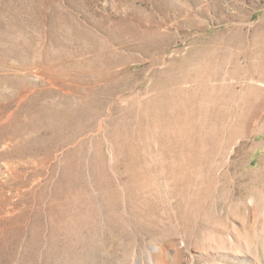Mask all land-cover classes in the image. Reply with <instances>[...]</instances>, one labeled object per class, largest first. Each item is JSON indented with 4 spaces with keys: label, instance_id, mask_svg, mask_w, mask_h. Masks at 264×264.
<instances>
[{
    "label": "rangeland",
    "instance_id": "obj_1",
    "mask_svg": "<svg viewBox=\"0 0 264 264\" xmlns=\"http://www.w3.org/2000/svg\"><path fill=\"white\" fill-rule=\"evenodd\" d=\"M0 264H264V0H0Z\"/></svg>",
    "mask_w": 264,
    "mask_h": 264
},
{
    "label": "bare ground",
    "instance_id": "obj_2",
    "mask_svg": "<svg viewBox=\"0 0 264 264\" xmlns=\"http://www.w3.org/2000/svg\"><path fill=\"white\" fill-rule=\"evenodd\" d=\"M10 169V168H9Z\"/></svg>",
    "mask_w": 264,
    "mask_h": 264
}]
</instances>
